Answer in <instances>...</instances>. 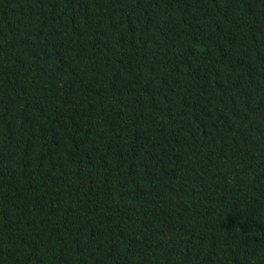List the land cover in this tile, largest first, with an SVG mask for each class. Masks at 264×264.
<instances>
[{
	"label": "trees",
	"instance_id": "obj_1",
	"mask_svg": "<svg viewBox=\"0 0 264 264\" xmlns=\"http://www.w3.org/2000/svg\"><path fill=\"white\" fill-rule=\"evenodd\" d=\"M0 264H264V0H0Z\"/></svg>",
	"mask_w": 264,
	"mask_h": 264
}]
</instances>
